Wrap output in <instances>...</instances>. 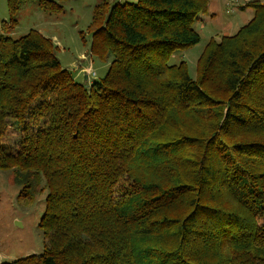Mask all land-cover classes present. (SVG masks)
I'll return each instance as SVG.
<instances>
[{
	"label": "trees",
	"instance_id": "obj_1",
	"mask_svg": "<svg viewBox=\"0 0 264 264\" xmlns=\"http://www.w3.org/2000/svg\"><path fill=\"white\" fill-rule=\"evenodd\" d=\"M31 1L65 0H8L0 169L46 192L44 249L0 264H264V1L193 78L169 61L213 0H102L92 51L110 64L86 83L39 31L7 34Z\"/></svg>",
	"mask_w": 264,
	"mask_h": 264
},
{
	"label": "rangeland",
	"instance_id": "obj_2",
	"mask_svg": "<svg viewBox=\"0 0 264 264\" xmlns=\"http://www.w3.org/2000/svg\"><path fill=\"white\" fill-rule=\"evenodd\" d=\"M101 1L65 0L61 2L63 11L53 14L48 13L38 1L28 2L19 12L16 27L7 34L17 39L31 30L39 31L57 46L59 61L74 78L82 83L94 79L99 81L106 75L110 64V60H103L92 51L96 31L94 13ZM110 1L123 3L135 0ZM250 1L210 2L208 10L201 13L194 23L200 42L177 50L169 63L186 61L190 75L196 78L198 59L209 41L224 34H234L254 16V8L245 6ZM8 19V0H0V21ZM14 137L15 134L10 132L9 138ZM45 196L46 192L33 199L24 196L11 170L0 169V262L43 251L45 239L40 222L46 208Z\"/></svg>",
	"mask_w": 264,
	"mask_h": 264
},
{
	"label": "water",
	"instance_id": "obj_3",
	"mask_svg": "<svg viewBox=\"0 0 264 264\" xmlns=\"http://www.w3.org/2000/svg\"><path fill=\"white\" fill-rule=\"evenodd\" d=\"M86 78H87V76H86Z\"/></svg>",
	"mask_w": 264,
	"mask_h": 264
}]
</instances>
